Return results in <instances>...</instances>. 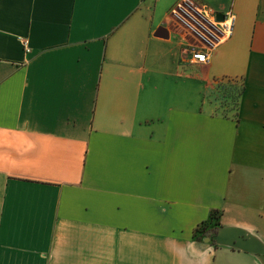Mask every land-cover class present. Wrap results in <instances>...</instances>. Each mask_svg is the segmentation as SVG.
<instances>
[{
    "label": "crops",
    "instance_id": "crops-1",
    "mask_svg": "<svg viewBox=\"0 0 264 264\" xmlns=\"http://www.w3.org/2000/svg\"><path fill=\"white\" fill-rule=\"evenodd\" d=\"M179 1L0 0V264H264L197 232L264 249V0H197L236 15L208 63Z\"/></svg>",
    "mask_w": 264,
    "mask_h": 264
},
{
    "label": "built area",
    "instance_id": "built-area-1",
    "mask_svg": "<svg viewBox=\"0 0 264 264\" xmlns=\"http://www.w3.org/2000/svg\"><path fill=\"white\" fill-rule=\"evenodd\" d=\"M217 12L197 0H180L172 8V15L184 28L182 33L187 43L184 53L192 62L208 63L217 43L233 33L236 23L234 11H224L223 20L217 19Z\"/></svg>",
    "mask_w": 264,
    "mask_h": 264
},
{
    "label": "trees",
    "instance_id": "trees-1",
    "mask_svg": "<svg viewBox=\"0 0 264 264\" xmlns=\"http://www.w3.org/2000/svg\"><path fill=\"white\" fill-rule=\"evenodd\" d=\"M240 81V88L237 92V97H236V106L234 108H229L227 110H221L225 115H234L236 116L237 115V112H238V108H239V102H240V96L242 94V91L244 89V85H243V80L242 78L241 79H237V78H234V77H223V78H218L216 80V86H215V89H217L216 91V96L213 97L218 103L219 106H221V103L225 104L228 103L229 99L230 100H233L234 99V96L232 94H229L228 93V89L227 87L225 86L226 83H237ZM220 91V93H219ZM219 93V95H218ZM208 97L209 94L207 95ZM228 106V105H227ZM222 107V106H221ZM223 108V107H222ZM228 108V107H227ZM220 212L218 210H213L211 212V218L209 219V221L205 222L203 225H201L199 228H197V232L199 234H202L205 232V230L210 227V226H214V227H217L220 225V220H219V214Z\"/></svg>",
    "mask_w": 264,
    "mask_h": 264
},
{
    "label": "water",
    "instance_id": "water-1",
    "mask_svg": "<svg viewBox=\"0 0 264 264\" xmlns=\"http://www.w3.org/2000/svg\"><path fill=\"white\" fill-rule=\"evenodd\" d=\"M217 19L218 20L224 19V13L222 11L217 12ZM226 230L227 229L225 226H217L214 234L212 236L206 235V237H204V240L210 241L213 238L214 240L218 241L219 243L235 244V245H238L240 247L255 249L264 258V249H261L259 247L260 243L256 239L257 237L251 236V235L241 236V235H237L236 232H230V231H226ZM227 233H229L230 235H229L228 239H225V235Z\"/></svg>",
    "mask_w": 264,
    "mask_h": 264
},
{
    "label": "rangeland",
    "instance_id": "rangeland-1",
    "mask_svg": "<svg viewBox=\"0 0 264 264\" xmlns=\"http://www.w3.org/2000/svg\"><path fill=\"white\" fill-rule=\"evenodd\" d=\"M180 29L182 30V31H184V28H182V27H180ZM191 39L193 40V41H195L194 40V38H192L191 37ZM187 45V43H185L184 44V46H186ZM186 60V59H185ZM187 61V60H186ZM216 86V85H215ZM226 87H227V89L229 90L228 91V93L229 94H232L233 96H234V99L233 100H230L229 99V101H228V103H226L225 104V102H224V104L223 103H221V106L223 107H221V106H219V108L221 109V110H227V109H229V108H234L235 106H236V97H237V92H238V90H239V88H240V86H241V84H240V81L239 82H237V83H226V85H225ZM214 89H215V87H213ZM217 89H215L213 92H210L209 93V96L210 97H215L216 95V91ZM219 93H220V91H219ZM219 93H218V95H219ZM217 103H219V102H217ZM228 105V106H227ZM228 107V108H227Z\"/></svg>",
    "mask_w": 264,
    "mask_h": 264
},
{
    "label": "flooded vegetation",
    "instance_id": "flooded-vegetation-1",
    "mask_svg": "<svg viewBox=\"0 0 264 264\" xmlns=\"http://www.w3.org/2000/svg\"><path fill=\"white\" fill-rule=\"evenodd\" d=\"M215 231V227L214 226H210V227H208L206 230H205V232L203 233V235L204 234H207V232H209V231Z\"/></svg>",
    "mask_w": 264,
    "mask_h": 264
}]
</instances>
